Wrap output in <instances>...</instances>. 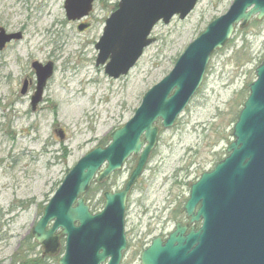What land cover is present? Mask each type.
Returning a JSON list of instances; mask_svg holds the SVG:
<instances>
[{
	"label": "rangeland",
	"instance_id": "rangeland-1",
	"mask_svg": "<svg viewBox=\"0 0 264 264\" xmlns=\"http://www.w3.org/2000/svg\"><path fill=\"white\" fill-rule=\"evenodd\" d=\"M233 1L200 0L185 20L158 24L155 42L127 76L115 80L105 66H96L95 45L120 0L97 1L81 22L67 20L66 0H0V27L23 34L0 52V264H28L44 255L32 230L64 178L91 150L110 143L111 133L133 118L144 94ZM80 23L89 29L79 32ZM263 57L264 19H253L213 54L202 86L173 128L158 123V145L127 202L128 250L122 264H141V252L154 238L170 234L177 221L186 222L182 209L191 186L227 156L241 95ZM34 62L55 65L36 111L30 103ZM25 80L32 85L23 96ZM137 160L133 157L104 188L123 190ZM107 191L91 188L86 200L92 211L102 210ZM63 253L61 239L59 250L46 256L53 257L49 264H59Z\"/></svg>",
	"mask_w": 264,
	"mask_h": 264
},
{
	"label": "water",
	"instance_id": "water-1",
	"mask_svg": "<svg viewBox=\"0 0 264 264\" xmlns=\"http://www.w3.org/2000/svg\"><path fill=\"white\" fill-rule=\"evenodd\" d=\"M97 1L66 0L68 21L87 18ZM199 1L120 0L95 45L96 66H105L106 75L115 80L128 75L155 42L153 29L176 17L185 20ZM253 19H264V0H234L187 46L173 70L145 93L133 118L111 133L109 145L77 162L32 230L45 254L57 252L64 239L59 264H122L128 250L127 202L158 144V123L164 130L175 125L202 86L213 54L225 47L237 27L245 28ZM88 28L83 23L78 31ZM22 39L21 32L0 27V52ZM32 68L37 83L30 103L36 111L55 66L34 62ZM255 73L227 157L191 186L183 207L188 224L177 223L166 240L155 238L141 253V264H264V58ZM28 91L25 80L21 94ZM132 156L138 161L124 189L105 193L102 210L93 213L85 200L93 183L110 179Z\"/></svg>",
	"mask_w": 264,
	"mask_h": 264
},
{
	"label": "trees",
	"instance_id": "trees-1",
	"mask_svg": "<svg viewBox=\"0 0 264 264\" xmlns=\"http://www.w3.org/2000/svg\"><path fill=\"white\" fill-rule=\"evenodd\" d=\"M262 61V60H261ZM261 61H260V63H261ZM255 79V78H254ZM253 82V81H252ZM248 95H249V90H244L243 91V94L241 95V101L239 102V105H238V112H237V114H236V117H235V119H234V124L237 122V120H238V117H239V114H240V111H241V109H242V107H243V105H244V102H245V100L247 99V97H248ZM231 138H232V135H231ZM222 159V157L219 159V161ZM218 161V160H217ZM216 161V162H217ZM116 174H119V173H116ZM115 174V175H116ZM107 183V181L106 182H103V183H100V184H96V185H94L95 186V188L97 189V190H104V191H107V190H109V189H106V188H104V186H105V184ZM90 193V192H89ZM88 193V194H89ZM87 194V195H88ZM87 197V196H86ZM42 213H43V211H42ZM42 215V214H41ZM48 254V253H47ZM47 254H44L43 256H41V257H38V258H35V259H31V260H29L28 262V264H49V262H50V260L51 259H53V257H46L47 256ZM50 255H52V254H50Z\"/></svg>",
	"mask_w": 264,
	"mask_h": 264
},
{
	"label": "flooded vegetation",
	"instance_id": "flooded-vegetation-1",
	"mask_svg": "<svg viewBox=\"0 0 264 264\" xmlns=\"http://www.w3.org/2000/svg\"><path fill=\"white\" fill-rule=\"evenodd\" d=\"M31 85H32V82H30L29 83V88L31 87ZM187 222V221H186ZM186 222H183V223H186ZM162 238H164V239H166L167 237H168V235L167 236H161ZM153 241V240H152ZM152 241H151V243H152Z\"/></svg>",
	"mask_w": 264,
	"mask_h": 264
}]
</instances>
